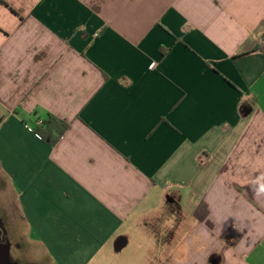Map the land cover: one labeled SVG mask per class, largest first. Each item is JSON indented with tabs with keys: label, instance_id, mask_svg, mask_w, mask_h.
Masks as SVG:
<instances>
[{
	"label": "crops",
	"instance_id": "1",
	"mask_svg": "<svg viewBox=\"0 0 264 264\" xmlns=\"http://www.w3.org/2000/svg\"><path fill=\"white\" fill-rule=\"evenodd\" d=\"M263 39L264 0H0L5 215L53 264H264Z\"/></svg>",
	"mask_w": 264,
	"mask_h": 264
},
{
	"label": "rangeland",
	"instance_id": "2",
	"mask_svg": "<svg viewBox=\"0 0 264 264\" xmlns=\"http://www.w3.org/2000/svg\"><path fill=\"white\" fill-rule=\"evenodd\" d=\"M12 205L10 201L6 216L0 200V264H53L54 258L24 226L18 209ZM145 250L144 242L137 241L121 252L97 256L89 264H160L162 258H151Z\"/></svg>",
	"mask_w": 264,
	"mask_h": 264
},
{
	"label": "trees",
	"instance_id": "3",
	"mask_svg": "<svg viewBox=\"0 0 264 264\" xmlns=\"http://www.w3.org/2000/svg\"><path fill=\"white\" fill-rule=\"evenodd\" d=\"M39 126V129H36L37 134L45 138L51 145H56L69 128L66 122L53 116L40 122Z\"/></svg>",
	"mask_w": 264,
	"mask_h": 264
},
{
	"label": "built area",
	"instance_id": "4",
	"mask_svg": "<svg viewBox=\"0 0 264 264\" xmlns=\"http://www.w3.org/2000/svg\"><path fill=\"white\" fill-rule=\"evenodd\" d=\"M259 48L264 51V39L259 42Z\"/></svg>",
	"mask_w": 264,
	"mask_h": 264
}]
</instances>
